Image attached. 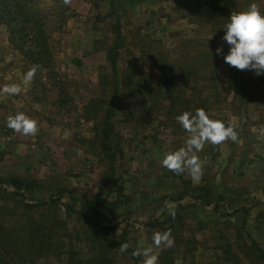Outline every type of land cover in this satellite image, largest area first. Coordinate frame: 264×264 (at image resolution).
Masks as SVG:
<instances>
[{
    "label": "rangeland",
    "instance_id": "1",
    "mask_svg": "<svg viewBox=\"0 0 264 264\" xmlns=\"http://www.w3.org/2000/svg\"><path fill=\"white\" fill-rule=\"evenodd\" d=\"M249 3L241 0L240 9L246 11ZM34 6L51 16L50 72L54 76L36 70L31 82L22 84L24 74L33 67L0 25V89L21 86L15 95L0 92V184L11 178L37 182L33 193L24 192V202L57 201L70 231L77 226L84 234L88 224L68 220L67 213L73 207L81 210L96 197L108 176L109 160H104L95 130L94 100L100 99L101 75L111 74L107 58L116 38L117 19L112 16L111 0H35ZM172 7V0H115L114 11L125 39L121 68L138 59L143 37L164 43L173 53L180 38L200 33L171 12ZM148 70L145 65L147 74ZM249 86L246 96L233 100L231 95L228 103L213 112L215 117L231 120L238 139L205 144L196 154L203 165L198 180L187 170L175 174L160 163L166 153L183 147L189 134L166 127L160 120H144L148 108L129 93L119 100L116 176L112 188L105 186L108 197L104 200V206L116 202L119 209L106 211L98 220L106 228V240L117 237L110 242L117 250L116 264H134L131 253L118 249L125 234L133 253L152 246L154 233L168 234L171 246H153L157 264L161 251L169 248L175 252L174 264H221L222 254L215 249L224 244L220 235L229 232L234 238L232 227L243 225L264 250V217L260 216L264 214V80L256 75ZM17 113L37 122V134L24 136L6 126L7 118ZM3 195L0 192V198ZM196 196L201 199L193 201ZM171 216L176 218V232L195 243L176 245L174 235L164 231L168 225L147 227ZM82 247L80 259L88 258L89 246ZM234 248L242 251L236 244ZM144 259L138 256V264ZM50 264H67L66 257H54ZM243 264L259 263L244 260Z\"/></svg>",
    "mask_w": 264,
    "mask_h": 264
},
{
    "label": "trees",
    "instance_id": "2",
    "mask_svg": "<svg viewBox=\"0 0 264 264\" xmlns=\"http://www.w3.org/2000/svg\"><path fill=\"white\" fill-rule=\"evenodd\" d=\"M172 1L171 12L187 20L200 33L196 32L194 38H180L173 53L165 49L164 43L143 37L138 59L121 68L119 63L125 39L119 26V16L114 11L115 0H111L112 16L117 19L113 27L116 38L107 58L111 74L110 77L107 72L101 75L100 99L94 100L95 130L104 160H109L108 176L100 184L96 197L87 200L79 211L70 206L67 213L68 220L88 224L84 234L77 230V226L70 231L60 217L57 201L24 202V192L33 193L37 182L8 179L0 184V192L4 194L0 198V264H50L54 257L57 260L66 257L67 264H116L117 250L110 246V242H116L117 237L112 234V239L106 240V228L98 220L106 211L116 213L119 209L116 202L104 206V200L108 197L105 195L106 187L110 184L112 188L116 176V150L120 139L115 129L121 122L118 120V103L128 93L148 108L144 120H160L166 127L169 125L183 130L175 118L185 111L202 108L211 119L221 120L225 126L233 127L231 120L215 117L213 112L228 103L231 95L233 100L246 96L250 88L248 85L256 74L227 65L222 56L216 55V48L223 44V52L227 54L228 45L221 39L223 28L231 14L242 12L241 0ZM247 1L256 3L264 14V0ZM34 4L35 0H0V25L7 28L10 41L17 46L24 61L36 70L49 71L48 76L53 79L54 75L50 72L53 70V50L48 21L51 16ZM166 18L169 19L168 16ZM145 65H148L149 74L145 72ZM260 78L264 80V74ZM198 199L201 198L196 196L193 201ZM37 211L39 214H36ZM260 216L264 217V214ZM175 222L176 218L171 216L164 221L151 222L147 227L164 228L168 225L164 231L174 235L176 245L195 243L176 232ZM232 228L235 237L226 232L219 237L224 244L215 247L222 254L221 264H243L244 260L264 264V250L245 232L244 225L239 229ZM125 235L121 236L119 246L127 244ZM235 244L241 252L238 253L236 247L233 249ZM82 246L85 249L89 246L86 250L88 258L80 259ZM127 252L131 253L134 264H138V256H134L129 249ZM161 253L160 264H174L173 248L164 249Z\"/></svg>",
    "mask_w": 264,
    "mask_h": 264
},
{
    "label": "clouds",
    "instance_id": "3",
    "mask_svg": "<svg viewBox=\"0 0 264 264\" xmlns=\"http://www.w3.org/2000/svg\"><path fill=\"white\" fill-rule=\"evenodd\" d=\"M67 2V0H66ZM223 43L228 45V52L224 54L223 44L216 48V55L222 56L224 63L238 70L253 71L257 76L264 74V14L256 3H250L246 11L231 14L224 25ZM36 68L29 69L23 76L22 84L27 85L35 76ZM21 86L17 84L5 85L0 92L15 95L20 93ZM176 122L189 135L184 146L168 152L161 160V166L181 174L187 170L195 180L202 175V161L196 155L201 152L205 144L219 145L225 140L236 142L237 132L231 126H225L221 120L211 119L202 108L185 111L178 115ZM6 126L24 136L35 135L38 132L37 122L23 113L9 116ZM174 214V213H173ZM168 234L154 233L152 246L136 251L134 256H143V264H157L158 256L153 254V246H171ZM120 252L128 250L126 243L119 246Z\"/></svg>",
    "mask_w": 264,
    "mask_h": 264
}]
</instances>
